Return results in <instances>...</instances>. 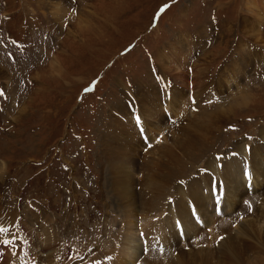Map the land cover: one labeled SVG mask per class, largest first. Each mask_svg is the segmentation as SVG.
<instances>
[{
	"label": "rangeland",
	"instance_id": "374dc122",
	"mask_svg": "<svg viewBox=\"0 0 264 264\" xmlns=\"http://www.w3.org/2000/svg\"><path fill=\"white\" fill-rule=\"evenodd\" d=\"M254 2L264 11V0H0V165L5 162L6 166L4 182L0 180V227L8 229L2 235L14 243L0 241L5 244L0 247V264L45 263L42 258L53 247L47 229L54 234V249L59 250L53 264H100L98 254L105 255L112 243L100 250L96 247L98 241H109L102 234L105 228L110 230L107 224L115 214L106 186L110 162L104 161H110L119 147L116 128L123 123L128 126L124 111L115 108L117 103L140 107V94L160 92L166 118L159 132L148 125L150 140L155 141L150 143L135 127L143 154L154 144L170 151L160 164L149 156V165L157 164L161 172L176 166V157L182 166L186 164L190 141L216 140L213 152L222 156L231 154L236 144L260 143L264 42H256L249 33L258 25L264 36V22L257 23L254 11L249 12ZM177 61L182 62L181 74L171 68ZM204 67H209L207 74L199 77ZM224 79L230 85L219 88ZM86 88L91 90L85 92ZM179 90L185 96L174 104ZM142 124L145 129L147 125ZM250 149L246 148L249 157ZM104 151L110 155L100 158ZM238 156L234 158L241 161ZM187 167L189 179L196 169ZM245 168L253 176L254 170L249 162L241 168L238 180L247 193L251 181ZM143 177L144 173L137 180V191ZM209 182L214 185V175ZM262 183L257 206L264 204ZM206 186H202L205 194L213 190ZM223 186L222 214L212 209L216 218L208 220L224 221V230L216 232L189 198V211L200 232L172 244L170 259L184 250L215 251L222 244L220 239L237 236L245 219L239 213V223L230 225L226 220L229 204ZM243 205L251 206L252 214V204L245 200ZM259 208L256 214L264 220ZM179 220L175 219L176 239L187 233ZM158 231L159 244L165 246ZM251 243L250 255L256 251L255 242ZM106 256L101 264H111L110 255ZM227 263L232 264H219ZM250 263L256 264L255 257Z\"/></svg>",
	"mask_w": 264,
	"mask_h": 264
},
{
	"label": "bare ground",
	"instance_id": "6f19581e",
	"mask_svg": "<svg viewBox=\"0 0 264 264\" xmlns=\"http://www.w3.org/2000/svg\"><path fill=\"white\" fill-rule=\"evenodd\" d=\"M253 11L255 13L254 14L255 18L258 21L257 23L260 24L261 22H264V11L255 2L252 5V7L249 9V12H253ZM245 24L246 23H244V27ZM257 26L258 25L253 26L254 29L251 30L252 33H249L250 37L255 38L254 40H256V42H260V41L264 42V36L260 33V30H258L259 28ZM181 64L182 62L178 63L177 61L173 64L174 66L171 68L175 69L176 73L181 74L182 73ZM209 67L208 68L206 67L207 69L204 67V69L201 71L199 70L200 72L197 73L198 76L202 77L205 74H207L206 72L209 69ZM161 68L163 70L165 69L162 65ZM178 77L181 78L180 76ZM229 79H230L229 77L228 79H226L228 83H229ZM226 80L224 79L222 80V82L219 81L218 83L219 88L230 85L226 82ZM164 88L167 90L166 94L168 96V92L170 93V90L168 89L167 84L163 86V89ZM167 96L164 95V97ZM183 96L185 95L181 93L179 90V93H175L176 99H173V103L177 104L179 102V99L182 100ZM139 100L141 101V104L140 101H138L137 103L138 105H141L140 107L134 104L133 106L127 105L126 108V105L124 103L123 105L117 103L116 105L118 106L115 107L117 109H122L124 111V116L128 118V122H127L128 126L123 123L122 125H119L116 128L118 130V139L121 138V140L116 141L119 147L117 148L116 152H114V154L111 153L112 159L110 158V161H104L105 164H109L110 162V165L108 166L107 169L109 182L108 181L105 182H106V186H108L109 189L107 193L108 195H110L109 198H111L113 202V205L111 204L112 206H110V210L115 212V214L112 213L111 215L112 217H110V222L107 224L108 227H111L109 228L110 230H108V228H105L103 230L104 234H102L103 235L102 237H105V239H108L109 241L106 244L105 243L103 244L102 242L98 241L96 247L97 249L100 250L101 247L109 246L112 243L111 248L105 252V255L104 254L101 255V253L98 254L97 259L100 260L98 262L101 264V262L103 260L105 261V259L107 258L106 255L109 254L110 259L108 262L111 264H116V263L117 264H137V263L138 264H219L221 261L232 262V264H248V262L252 260V257H255L256 264H263L264 263V220L261 219L260 217L261 215H257L256 213L258 207L263 208V212H264L263 202H261L260 206H257V203H260L258 202L259 201L258 198L261 194L260 193L261 190L259 187H261V185L263 184L262 182H264V167L262 166V155L264 148V129L262 130L263 137L262 140H260V143H256L255 145L236 144L235 147L233 148L234 151L231 154H226L224 156V159L220 161V163L223 164V167L221 169L217 166V161L215 160L217 153L213 152L215 149L214 146L216 140L203 139V141L196 143L188 139L191 143L188 144V147L186 146L187 158H186V162L184 161L186 164L182 166L180 159L179 158L177 159V157L175 156L176 157L175 163L177 165L173 166L171 170H166L165 168H162V172H161L160 166H158L157 164H153V167L149 165V161H148L150 158L149 156L152 155L151 157H154V161L155 160L159 161V160H163L162 158H164L166 154L169 155L170 151H168L167 147L166 148L164 147L162 149L161 147H163V145L155 147L156 144H154V146L151 147V150L147 154H143L142 151L144 152V149L143 146L141 148V140H139L135 123L133 121L134 113L139 114L142 117V122L144 123V125H147L145 128L147 129V133L144 132V134L146 135L148 140H150V134H151L149 132L150 130L151 131L156 130V132H159L166 118L165 114H163L164 112L162 111V107H161L162 105L161 94L160 92H150V93L143 92L142 94H140ZM129 101L131 104H133L130 99ZM140 113L142 114L144 113L146 114V116L145 115L142 116ZM149 118L151 119V121L149 120ZM148 125L151 127L150 130ZM194 129L196 128H193V130ZM202 133L204 134V132ZM158 135H160V133H158ZM198 140L200 139L198 138ZM153 141L155 140L154 139L150 140V143ZM250 147L252 149H250ZM246 148H249L252 151V155L250 157L248 156V152ZM108 155H110L109 151L107 153L106 152L102 153L100 158H103ZM238 155L242 156L241 161H237V159L234 158ZM160 162L161 161H159V164ZM246 162H249L250 166L253 167L254 170V176L249 171L251 184L249 185L247 193H246L247 189L244 186H242V182L238 180L239 176L241 175V168L243 165L245 166ZM3 163L5 162H1L0 165V180L4 182L6 166ZM252 163H254V165H252ZM188 165H191V167H189L191 168V170L196 169L195 174L189 179L186 176V173L189 170L187 169ZM205 169H207V171H205ZM142 173H144V177L142 180L140 178L141 187H140V191H137V185L139 183L137 182V180L139 179L140 174ZM212 175H214V183L217 180H219L222 181L226 187L225 202L229 204V207H225L226 210L225 212H229V214H227L226 220L230 221V225L233 223L234 224L239 223L241 221V220L239 221V217H240L239 213H241V215L244 216L243 218L245 219V221L239 226L238 228L239 233L236 231L237 236L236 235L235 237L229 236L224 240L220 239L219 241L222 242V244L215 251L213 249L207 250L200 248L201 250H199L197 248L198 251H185L183 249L184 251L179 250L180 251L179 252L175 249L174 251L179 253L177 254V257H175L176 259L175 258L170 259V254H172L171 249L173 248L172 244L178 242L179 239L186 240L187 234L190 235L192 233L200 232V227L194 222L191 213L189 211L190 209L189 206L190 202H188L189 198L193 199V201L197 203L199 207V211L203 214V219L207 223L212 222L213 227L216 229V232L224 230L226 223L222 220L221 221H219L218 219L215 220L216 216L214 215V213H212V209L215 211V205L213 202L214 198L212 197L213 190L207 191L206 194L203 192L204 189L207 187L206 183L209 184L210 188L214 186L212 185V183L209 182ZM2 181H0V191L2 190L3 187ZM181 181L183 183H180ZM202 186H204L203 190H202ZM250 192L253 194L252 196L249 195ZM173 197H174V201H173ZM168 199L172 201H170V203H167ZM245 200L248 202V204H252V206L254 207L252 209L253 210L252 214L249 213L250 212L249 206L245 207L243 205V202H245ZM226 203H224L223 205H225ZM234 208L236 210L231 211ZM234 214L235 216H232ZM12 215L14 214L12 213ZM213 217H215L214 220L211 219L208 220L209 218L213 219ZM175 219L177 220L180 219L181 224H183L185 229L187 230V233L185 234L184 232L183 237L178 236L177 237L178 239L174 237V235L179 234L177 230V225L175 224ZM215 223L216 225H214ZM253 226L256 227L257 230H252ZM29 229H33V228H29ZM47 230H48V232L46 233L47 239L49 240L50 244L52 243L51 245L53 247L48 248V250L46 251L48 252L46 256L44 258L42 257L41 258L43 259V262H45L43 264H53L54 258L58 254L59 250L54 249L55 247L54 243L56 241L54 240V234H52L49 229ZM158 230H160L162 233V238L165 241L166 247L159 244L158 239H160L161 236ZM141 233H143L144 235H141ZM256 236L257 238H255ZM7 238L8 237H4L2 233H0V241H2L3 239L6 240ZM252 240L255 242L256 251H254V253L250 255L249 253L254 248L253 247L254 244L253 246L251 245ZM3 245L5 244H0V247H3ZM33 245H34L33 250L36 251V243H34V241L32 243V246ZM148 245L151 246L150 249ZM161 249L167 251L168 257L165 251L163 253L161 252ZM151 250L153 252L150 253ZM63 261H66V259L63 258ZM41 262L42 260H40V264H42ZM30 263L32 262L30 261ZM90 263L92 262H89V264ZM250 264H255V263H250Z\"/></svg>",
	"mask_w": 264,
	"mask_h": 264
},
{
	"label": "snow or ice",
	"instance_id": "6c2138e0",
	"mask_svg": "<svg viewBox=\"0 0 264 264\" xmlns=\"http://www.w3.org/2000/svg\"><path fill=\"white\" fill-rule=\"evenodd\" d=\"M189 71H191V69H189ZM156 79L157 80H161L162 77L157 76ZM93 83H95V82H93ZM90 90L91 89L86 88L84 91L88 92ZM191 101H192L193 104L196 103V100H195L194 97L191 98ZM134 119H135V124H136L137 128L140 130L141 135H143L144 134V129L142 127V117L139 114L134 113ZM148 147H151L150 143L148 144ZM233 155H235V154H233ZM223 159H224V156H222V155H217L215 157V160L217 161V166L220 167V168L223 167V164L220 163V161H222ZM205 171H207V169H205ZM245 175L246 176L249 175V172H248L247 168H245ZM180 183H183V182L181 181ZM223 191H224L223 182L217 180L214 183V186H213V194H214V200H215V204H216L215 211H216L217 215H221L222 214ZM249 210H251V206H249ZM177 223H178V226H179V222H177ZM7 231H8V229H6L4 227H0V233L7 232ZM209 231H211V229H209ZM141 235H144V234L141 233ZM3 243L11 244V243H13V240H5V241H3ZM148 247H149V249L151 248L150 245H148ZM161 251H163V250L161 249Z\"/></svg>",
	"mask_w": 264,
	"mask_h": 264
}]
</instances>
